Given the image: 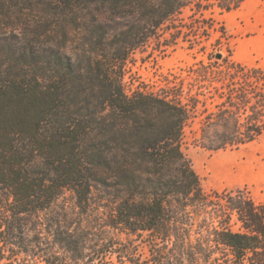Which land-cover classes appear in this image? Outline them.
I'll return each mask as SVG.
<instances>
[{
	"label": "trees",
	"instance_id": "1",
	"mask_svg": "<svg viewBox=\"0 0 264 264\" xmlns=\"http://www.w3.org/2000/svg\"><path fill=\"white\" fill-rule=\"evenodd\" d=\"M246 1L0 0V264H264V202L247 186L207 193L184 151L261 137L264 67L202 61L157 91L123 81L152 41L227 39L212 15ZM66 191L82 213L103 192L109 231L149 253L43 218Z\"/></svg>",
	"mask_w": 264,
	"mask_h": 264
},
{
	"label": "rangeland",
	"instance_id": "2",
	"mask_svg": "<svg viewBox=\"0 0 264 264\" xmlns=\"http://www.w3.org/2000/svg\"><path fill=\"white\" fill-rule=\"evenodd\" d=\"M211 16V14H209ZM217 20V27L224 24L228 38L218 42L221 32H214L209 40H204L197 47L192 48L190 42L180 40V42L169 47L165 52L159 50L157 41H152L146 47L138 49L127 61L124 71V84L129 93L137 88L147 91H157L167 85H172L169 81L174 80V75L178 74L186 77L188 71H193L201 66V62L211 64L213 69L225 65V59L242 62L246 65L264 66V0H247L240 8L220 13L216 10L212 15ZM167 36L169 34L167 33ZM206 47L205 49L201 47ZM213 53L212 59L208 55ZM222 53L221 58L215 55ZM169 79V80H168ZM188 87L187 81L184 84ZM191 135L190 133L188 134ZM184 151L192 160L197 173L201 177L203 189L207 193L212 191H222L225 188H235L247 186L253 193L254 198L259 202H264V135L254 142L242 145L237 149H226L209 151L192 142L188 137V142L184 145ZM239 159L241 162L248 160L253 167V176L241 179H221L218 173V162L221 160L230 161ZM262 176V177H261ZM260 177V179L255 180ZM104 194L101 191L95 192L93 208L87 213H82L76 204V199L71 191H66L51 208L42 213V217L53 222L65 223L74 227L89 229L93 232V238L107 240L110 237H117L125 245L131 246L134 236L125 234H114L107 227V209L102 206ZM46 238L48 233L44 232ZM101 241V240H100ZM138 245V252L147 255L148 246L141 240L131 241ZM20 254L19 258L9 264H46L42 258L28 257ZM116 264H119L117 254L113 256Z\"/></svg>",
	"mask_w": 264,
	"mask_h": 264
},
{
	"label": "bare ground",
	"instance_id": "3",
	"mask_svg": "<svg viewBox=\"0 0 264 264\" xmlns=\"http://www.w3.org/2000/svg\"><path fill=\"white\" fill-rule=\"evenodd\" d=\"M253 163L244 160L241 162L239 159H232L230 161L221 160L218 162V173L221 179H241L249 176H253Z\"/></svg>",
	"mask_w": 264,
	"mask_h": 264
},
{
	"label": "water",
	"instance_id": "4",
	"mask_svg": "<svg viewBox=\"0 0 264 264\" xmlns=\"http://www.w3.org/2000/svg\"><path fill=\"white\" fill-rule=\"evenodd\" d=\"M216 57L217 58H221L222 57V53H217Z\"/></svg>",
	"mask_w": 264,
	"mask_h": 264
},
{
	"label": "crops",
	"instance_id": "5",
	"mask_svg": "<svg viewBox=\"0 0 264 264\" xmlns=\"http://www.w3.org/2000/svg\"><path fill=\"white\" fill-rule=\"evenodd\" d=\"M264 67V66H263ZM264 135V133L261 135V137ZM264 176V175H263ZM262 177V176H261ZM258 179H260V177H258V178H256V179H254V181L255 180H258ZM253 194V193H252Z\"/></svg>",
	"mask_w": 264,
	"mask_h": 264
}]
</instances>
